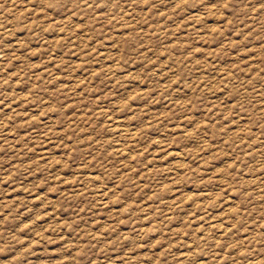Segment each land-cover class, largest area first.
Segmentation results:
<instances>
[{"label": "rangeland", "instance_id": "1", "mask_svg": "<svg viewBox=\"0 0 264 264\" xmlns=\"http://www.w3.org/2000/svg\"><path fill=\"white\" fill-rule=\"evenodd\" d=\"M0 264H264V0H0Z\"/></svg>", "mask_w": 264, "mask_h": 264}, {"label": "bare ground", "instance_id": "2", "mask_svg": "<svg viewBox=\"0 0 264 264\" xmlns=\"http://www.w3.org/2000/svg\"><path fill=\"white\" fill-rule=\"evenodd\" d=\"M126 80V79H125Z\"/></svg>", "mask_w": 264, "mask_h": 264}]
</instances>
